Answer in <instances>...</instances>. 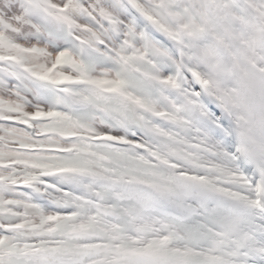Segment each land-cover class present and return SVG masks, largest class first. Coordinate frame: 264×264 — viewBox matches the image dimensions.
<instances>
[{"label":"snow or ice","instance_id":"6c2138e0","mask_svg":"<svg viewBox=\"0 0 264 264\" xmlns=\"http://www.w3.org/2000/svg\"><path fill=\"white\" fill-rule=\"evenodd\" d=\"M0 264H264V0H0Z\"/></svg>","mask_w":264,"mask_h":264}]
</instances>
